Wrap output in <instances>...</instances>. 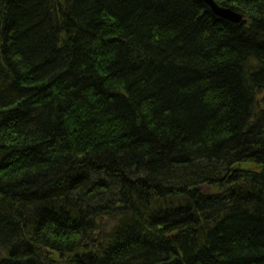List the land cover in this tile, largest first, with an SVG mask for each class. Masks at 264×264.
Here are the masks:
<instances>
[{"label": "trees", "instance_id": "obj_1", "mask_svg": "<svg viewBox=\"0 0 264 264\" xmlns=\"http://www.w3.org/2000/svg\"><path fill=\"white\" fill-rule=\"evenodd\" d=\"M214 1L0 0V264H264V0Z\"/></svg>", "mask_w": 264, "mask_h": 264}, {"label": "water", "instance_id": "obj_2", "mask_svg": "<svg viewBox=\"0 0 264 264\" xmlns=\"http://www.w3.org/2000/svg\"><path fill=\"white\" fill-rule=\"evenodd\" d=\"M212 10V12L231 23L237 24V25H244L245 24V18L244 15L227 7L220 6L217 4L214 0H203Z\"/></svg>", "mask_w": 264, "mask_h": 264}, {"label": "rangeland", "instance_id": "obj_3", "mask_svg": "<svg viewBox=\"0 0 264 264\" xmlns=\"http://www.w3.org/2000/svg\"><path fill=\"white\" fill-rule=\"evenodd\" d=\"M245 167H249V165H243L241 168H245ZM202 190L205 192H208V191L210 192V189L208 187H204L202 188Z\"/></svg>", "mask_w": 264, "mask_h": 264}]
</instances>
